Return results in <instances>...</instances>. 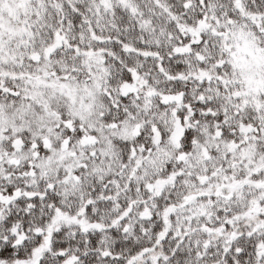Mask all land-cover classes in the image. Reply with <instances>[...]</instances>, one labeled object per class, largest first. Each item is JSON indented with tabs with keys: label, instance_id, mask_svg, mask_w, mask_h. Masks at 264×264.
<instances>
[{
	"label": "snow or ice",
	"instance_id": "obj_1",
	"mask_svg": "<svg viewBox=\"0 0 264 264\" xmlns=\"http://www.w3.org/2000/svg\"><path fill=\"white\" fill-rule=\"evenodd\" d=\"M0 264H264V0H0Z\"/></svg>",
	"mask_w": 264,
	"mask_h": 264
}]
</instances>
